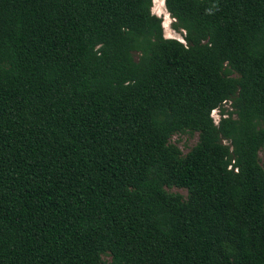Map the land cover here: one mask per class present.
<instances>
[{"label": "trees", "instance_id": "1", "mask_svg": "<svg viewBox=\"0 0 264 264\" xmlns=\"http://www.w3.org/2000/svg\"><path fill=\"white\" fill-rule=\"evenodd\" d=\"M165 5L0 0V264H264V0Z\"/></svg>", "mask_w": 264, "mask_h": 264}, {"label": "rangeland", "instance_id": "2", "mask_svg": "<svg viewBox=\"0 0 264 264\" xmlns=\"http://www.w3.org/2000/svg\"><path fill=\"white\" fill-rule=\"evenodd\" d=\"M167 8L165 6V0H154V6H153V11L157 13L158 15L162 16L163 18V24H164V29H165V35L170 36V37H177L179 39H183L182 33L177 32L173 27L172 23L174 18L166 12ZM168 11V10H167ZM172 35V36H171ZM230 102L225 103V107H229ZM213 117L216 122L220 120L221 117V112L217 108L213 111ZM172 142L178 145L182 152L184 154L188 153L192 147L198 142L199 140V132L194 131H186V132H181L178 134L173 135L172 137ZM260 161L264 165V147L260 150ZM167 190L171 192H176L180 193L184 198H188V190L185 187H179V186H173V187H166ZM105 260L110 261L111 257L109 255H104Z\"/></svg>", "mask_w": 264, "mask_h": 264}, {"label": "bare ground", "instance_id": "3", "mask_svg": "<svg viewBox=\"0 0 264 264\" xmlns=\"http://www.w3.org/2000/svg\"><path fill=\"white\" fill-rule=\"evenodd\" d=\"M166 6V5H165ZM166 12H168L167 10H166ZM168 14H169V12H168ZM172 36V35H171ZM177 37H181L180 35L179 36H177Z\"/></svg>", "mask_w": 264, "mask_h": 264}]
</instances>
